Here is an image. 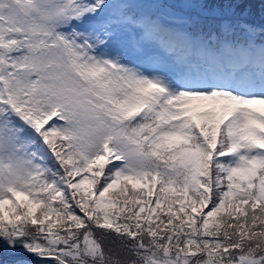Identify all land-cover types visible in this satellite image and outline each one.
I'll return each mask as SVG.
<instances>
[{"label": "snow or ice", "instance_id": "obj_1", "mask_svg": "<svg viewBox=\"0 0 264 264\" xmlns=\"http://www.w3.org/2000/svg\"><path fill=\"white\" fill-rule=\"evenodd\" d=\"M253 2L0 0V264H264Z\"/></svg>", "mask_w": 264, "mask_h": 264}, {"label": "trees", "instance_id": "obj_2", "mask_svg": "<svg viewBox=\"0 0 264 264\" xmlns=\"http://www.w3.org/2000/svg\"><path fill=\"white\" fill-rule=\"evenodd\" d=\"M251 20L255 23L261 22V4L260 0H254L252 7H251ZM109 248L112 249L113 254H119L120 259H126L127 257L124 256L123 253L120 252L119 247L116 244H111L108 241H105V249L108 250Z\"/></svg>", "mask_w": 264, "mask_h": 264}]
</instances>
